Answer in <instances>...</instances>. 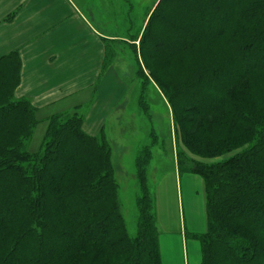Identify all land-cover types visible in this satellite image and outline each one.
Returning a JSON list of instances; mask_svg holds the SVG:
<instances>
[{"label":"trees","instance_id":"16d2710c","mask_svg":"<svg viewBox=\"0 0 264 264\" xmlns=\"http://www.w3.org/2000/svg\"><path fill=\"white\" fill-rule=\"evenodd\" d=\"M151 12L133 53L143 92L152 84L170 107L186 150L179 174L204 181L207 230L189 238L201 264H264V0H158ZM114 41L105 40V70L116 68ZM21 73L19 52L0 59V264H163L152 147L136 161L131 237L104 131L89 135L77 111L54 114L40 150H27L40 119L16 98ZM139 101L151 118L144 93ZM238 150L211 165L190 157Z\"/></svg>","mask_w":264,"mask_h":264},{"label":"rangeland","instance_id":"374dc122","mask_svg":"<svg viewBox=\"0 0 264 264\" xmlns=\"http://www.w3.org/2000/svg\"><path fill=\"white\" fill-rule=\"evenodd\" d=\"M72 1L82 9L85 17L100 33L115 40L113 45L117 51L114 69L116 83L120 82L126 88L122 92L124 95L121 96L117 108L106 120V138L112 149V162L128 232L131 237H136L139 196L136 176L138 153L143 148L152 147L153 160L148 169V182L156 203L155 212L159 219L164 264H201L199 242L190 239L189 236L186 237V234L206 231L205 198L198 181L200 177L180 175L182 182L179 187L182 194L179 203L175 183L179 175L177 153L186 150L176 140L172 113L161 92L152 84L143 92V83L137 76L139 70L137 63L142 64V60L136 62L132 47L135 44L139 48L149 14L151 15V10L157 6L158 0ZM145 72L148 76L149 73ZM226 77L228 82L231 75L227 74ZM97 89L99 85L82 92L65 106L53 107L39 115L40 123L33 138L26 144L27 150L32 153L40 150L48 125L46 119L49 116L62 111L69 113L77 111L79 115L87 118L97 98ZM143 93L151 118L145 116L140 107L139 98ZM239 153L238 150L215 159H202L192 155L190 157L211 165L225 162ZM187 178H190L189 180L197 178V181L194 179L196 182L189 184ZM191 198L194 210L190 207Z\"/></svg>","mask_w":264,"mask_h":264},{"label":"crops","instance_id":"0c3cea01","mask_svg":"<svg viewBox=\"0 0 264 264\" xmlns=\"http://www.w3.org/2000/svg\"><path fill=\"white\" fill-rule=\"evenodd\" d=\"M106 39L109 38L92 25L72 0H0V59L14 52H19L22 59L21 84L16 98L29 99L42 115L48 109L67 105L82 92L99 85L97 98L88 117L84 118V130L91 136H100L102 131L106 135V120L117 108L126 88L116 83L114 67L104 69ZM178 177L175 183L181 203L182 176ZM197 178L194 179L197 181ZM189 179V184L196 182ZM199 179L205 198L204 181ZM192 198L189 202L194 210ZM155 215L159 229L156 212ZM160 249L162 255L161 239Z\"/></svg>","mask_w":264,"mask_h":264}]
</instances>
